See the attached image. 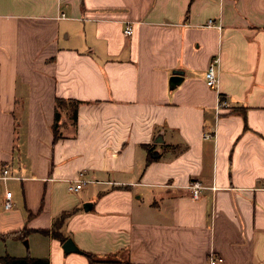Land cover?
<instances>
[{"label":"crops","instance_id":"obj_1","mask_svg":"<svg viewBox=\"0 0 264 264\" xmlns=\"http://www.w3.org/2000/svg\"><path fill=\"white\" fill-rule=\"evenodd\" d=\"M65 212L81 251L41 231ZM0 234L49 264H264V0H0Z\"/></svg>","mask_w":264,"mask_h":264},{"label":"trees","instance_id":"obj_2","mask_svg":"<svg viewBox=\"0 0 264 264\" xmlns=\"http://www.w3.org/2000/svg\"><path fill=\"white\" fill-rule=\"evenodd\" d=\"M81 101L75 100V99H66V98H57L56 99V106H55V122L52 125V129L54 132V139L57 140L61 136L60 128L62 127L61 119H63V116H67L71 119L72 123H76L78 118V109ZM65 123V122H64ZM69 213V212H68ZM67 212L63 213L61 216H59L50 229H41L43 233L50 234L52 236H56L60 238L63 242L69 237L66 235H63L60 231L58 226L61 223L62 217H66L68 214ZM29 233L28 229H21L17 231H13L9 234H13L14 236H17L18 238L23 239L24 241H27V235ZM3 236V234H0V238ZM81 251V250H80ZM84 253L89 257L90 261L93 262L97 259H95V255L89 252ZM0 261L3 264H49L48 258H34L30 255L27 256H13L9 253H6L4 255H0ZM126 264H134L129 261L125 262Z\"/></svg>","mask_w":264,"mask_h":264},{"label":"built area","instance_id":"obj_3","mask_svg":"<svg viewBox=\"0 0 264 264\" xmlns=\"http://www.w3.org/2000/svg\"><path fill=\"white\" fill-rule=\"evenodd\" d=\"M207 25L208 26H215L214 20L209 19V21L207 22ZM132 32H133V26L131 23H128L125 26L124 33L126 35H130V34H132ZM218 61H219V58H214L213 61H211L210 65L206 71L207 84L210 87L216 88V89H218V86H219V78H218V75L216 72V64L218 63ZM229 106H230L229 101L221 93H219L217 112H219L222 108L229 107ZM207 136H211V134L209 133V134H207ZM8 172H9V170L5 168L4 173H3L4 178L7 177ZM83 183H84V180L80 179V180L76 181V183L71 184L70 188L73 190H79L82 187ZM189 187L192 189L193 195L195 197H199L201 189L203 187L202 182L200 180L196 179L190 183ZM10 196H11V193L8 192L7 193V200L4 203V206L6 208H10L13 205V203L10 199ZM214 261H215V258H212V262H214Z\"/></svg>","mask_w":264,"mask_h":264},{"label":"water","instance_id":"obj_4","mask_svg":"<svg viewBox=\"0 0 264 264\" xmlns=\"http://www.w3.org/2000/svg\"><path fill=\"white\" fill-rule=\"evenodd\" d=\"M182 78V73L179 71H176L174 75L171 77V83L177 84ZM63 248L66 252H72V251H80L79 247L75 243L72 237H68L64 242H63Z\"/></svg>","mask_w":264,"mask_h":264},{"label":"rangeland","instance_id":"obj_5","mask_svg":"<svg viewBox=\"0 0 264 264\" xmlns=\"http://www.w3.org/2000/svg\"><path fill=\"white\" fill-rule=\"evenodd\" d=\"M26 240H28V238H27ZM26 242H27V241H26Z\"/></svg>","mask_w":264,"mask_h":264}]
</instances>
